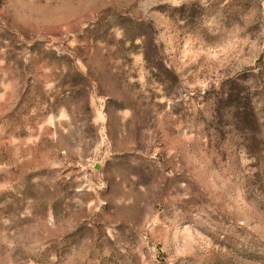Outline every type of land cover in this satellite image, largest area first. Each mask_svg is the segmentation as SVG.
<instances>
[{
    "label": "rangeland",
    "instance_id": "obj_1",
    "mask_svg": "<svg viewBox=\"0 0 264 264\" xmlns=\"http://www.w3.org/2000/svg\"><path fill=\"white\" fill-rule=\"evenodd\" d=\"M0 264H264V0H0Z\"/></svg>",
    "mask_w": 264,
    "mask_h": 264
}]
</instances>
